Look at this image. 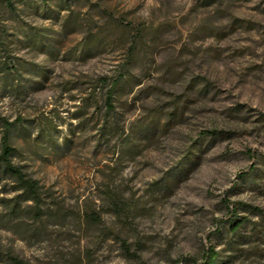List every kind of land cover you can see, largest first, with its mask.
<instances>
[{
	"label": "rangeland",
	"instance_id": "obj_1",
	"mask_svg": "<svg viewBox=\"0 0 264 264\" xmlns=\"http://www.w3.org/2000/svg\"><path fill=\"white\" fill-rule=\"evenodd\" d=\"M7 126L0 264H264V0H0Z\"/></svg>",
	"mask_w": 264,
	"mask_h": 264
},
{
	"label": "trees",
	"instance_id": "obj_2",
	"mask_svg": "<svg viewBox=\"0 0 264 264\" xmlns=\"http://www.w3.org/2000/svg\"><path fill=\"white\" fill-rule=\"evenodd\" d=\"M112 89L107 94L106 103L111 109V99H112ZM8 131L9 127L5 128L1 138L0 146V174L7 177L12 183V192L14 193L13 198L7 200H1L3 203H11L6 207H9L10 213L20 215L22 212H26L31 217L39 219L42 216V196L40 193V186L36 180L31 179L26 174H24L19 167L14 166L10 157L12 155V148L8 142ZM253 168L250 166L248 168L251 171ZM241 174V173H240ZM25 205L24 210L21 205ZM227 216L229 230L234 232L236 231L243 223L242 219H235V210L226 204ZM217 258V253L212 247H207L199 261H196L194 258H183L182 260L187 261L189 264H215ZM10 261L13 264H25L24 262L18 260L15 257H10Z\"/></svg>",
	"mask_w": 264,
	"mask_h": 264
}]
</instances>
